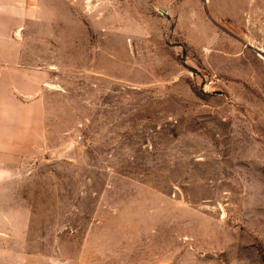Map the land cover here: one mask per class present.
I'll return each instance as SVG.
<instances>
[{
    "label": "rangeland",
    "instance_id": "374dc122",
    "mask_svg": "<svg viewBox=\"0 0 264 264\" xmlns=\"http://www.w3.org/2000/svg\"><path fill=\"white\" fill-rule=\"evenodd\" d=\"M30 1L74 163L0 192V264H264V0Z\"/></svg>",
    "mask_w": 264,
    "mask_h": 264
},
{
    "label": "crops",
    "instance_id": "0c3cea01",
    "mask_svg": "<svg viewBox=\"0 0 264 264\" xmlns=\"http://www.w3.org/2000/svg\"><path fill=\"white\" fill-rule=\"evenodd\" d=\"M34 12L30 0H0V192L30 176L29 168L74 163L72 143L66 141L55 157L42 156L53 147L55 133L48 123L45 95L54 91L51 67L41 68L24 58L22 31ZM3 205L0 199V211ZM16 210L25 212L26 208Z\"/></svg>",
    "mask_w": 264,
    "mask_h": 264
},
{
    "label": "water",
    "instance_id": "95a60500",
    "mask_svg": "<svg viewBox=\"0 0 264 264\" xmlns=\"http://www.w3.org/2000/svg\"><path fill=\"white\" fill-rule=\"evenodd\" d=\"M71 151H72V156H73V149H72V147H71Z\"/></svg>",
    "mask_w": 264,
    "mask_h": 264
}]
</instances>
